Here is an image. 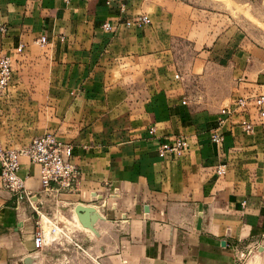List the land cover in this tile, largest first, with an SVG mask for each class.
<instances>
[{
  "label": "crops",
  "instance_id": "crops-1",
  "mask_svg": "<svg viewBox=\"0 0 264 264\" xmlns=\"http://www.w3.org/2000/svg\"><path fill=\"white\" fill-rule=\"evenodd\" d=\"M203 4L0 0V54L12 63L0 140L19 150L52 133L72 147L77 180L60 204L83 252L64 261L264 264V119L245 133L235 115L211 140L222 107L264 96V46L228 11ZM139 14L150 23L132 22ZM42 35L47 43H35ZM180 136L182 155L159 156L162 142ZM19 162L25 187L51 208L39 167ZM79 204L99 214L95 232L79 222ZM36 221L0 180V264L32 263Z\"/></svg>",
  "mask_w": 264,
  "mask_h": 264
},
{
  "label": "built area",
  "instance_id": "built-area-1",
  "mask_svg": "<svg viewBox=\"0 0 264 264\" xmlns=\"http://www.w3.org/2000/svg\"><path fill=\"white\" fill-rule=\"evenodd\" d=\"M110 1V0H108ZM137 25L149 24L150 18L146 14H139L132 20ZM103 28L112 30L110 23H104ZM35 43L44 45L47 39L44 35L35 39ZM21 52L23 45L17 48ZM12 77V63L8 55L0 54V89H3ZM264 96L254 99H237L232 105L222 107L216 117V126L211 133V140L215 143L221 140L219 129L225 125L233 116H238V125L245 133L254 130L255 122L264 119ZM254 110V119L251 118V109ZM154 127L149 128V133L154 134ZM188 147L185 137H174L172 140L164 141L159 145L158 154L164 157L167 154L180 156ZM20 156H25L31 163L39 167L42 192L52 202L49 209L42 208V201L36 193L27 189L19 174ZM72 147L68 143L60 141L56 135L45 133L33 137L30 143L22 149H11L5 147L0 140V180L2 186L22 199L34 210L37 215V230L33 238L35 250H41L46 243L48 234H63L62 228L54 218L55 213L61 211L60 195L75 187L77 180V169L71 161ZM226 164L216 166L215 173L218 176L224 175ZM74 246L81 249L80 244L73 241Z\"/></svg>",
  "mask_w": 264,
  "mask_h": 264
},
{
  "label": "rangeland",
  "instance_id": "rangeland-1",
  "mask_svg": "<svg viewBox=\"0 0 264 264\" xmlns=\"http://www.w3.org/2000/svg\"><path fill=\"white\" fill-rule=\"evenodd\" d=\"M192 1L203 2L205 5H208L210 11H220V9L228 11L227 13L233 15V18L237 20L236 23L239 24L243 31L249 34L257 44L264 46V8L262 6L258 4L250 6L249 4H243L238 1L236 5L223 0ZM253 3L255 4V0H253ZM179 55L181 56L180 60L182 62V52ZM183 72V66L181 64L180 69L177 70L179 78H181ZM54 218L60 226L61 224L64 225L63 234L59 232L57 234H48L43 248L33 251L32 263L25 264H70L69 261L63 260V255L70 256L83 252V249H79L72 244L71 239L73 238V233L69 226V219H67L62 211L55 213ZM44 259L48 260L46 261Z\"/></svg>",
  "mask_w": 264,
  "mask_h": 264
},
{
  "label": "water",
  "instance_id": "water-1",
  "mask_svg": "<svg viewBox=\"0 0 264 264\" xmlns=\"http://www.w3.org/2000/svg\"><path fill=\"white\" fill-rule=\"evenodd\" d=\"M74 211L78 217L79 222L86 228L95 232L93 224L99 218V214L93 207L84 205H76Z\"/></svg>",
  "mask_w": 264,
  "mask_h": 264
},
{
  "label": "bare ground",
  "instance_id": "bare-ground-1",
  "mask_svg": "<svg viewBox=\"0 0 264 264\" xmlns=\"http://www.w3.org/2000/svg\"><path fill=\"white\" fill-rule=\"evenodd\" d=\"M78 218V217H77Z\"/></svg>",
  "mask_w": 264,
  "mask_h": 264
}]
</instances>
